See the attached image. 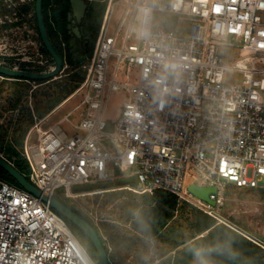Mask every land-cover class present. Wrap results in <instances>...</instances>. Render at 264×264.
<instances>
[{"label": "built area", "instance_id": "2783aa9c", "mask_svg": "<svg viewBox=\"0 0 264 264\" xmlns=\"http://www.w3.org/2000/svg\"><path fill=\"white\" fill-rule=\"evenodd\" d=\"M105 4L92 54L81 65L83 79L72 95L81 97L75 107L79 120L72 124L64 117L78 133L68 135L54 124L46 130L37 128L31 142L36 125L31 126L21 151L28 165L25 177L42 194L64 199L161 189L216 224L229 226L219 216L227 186L264 188V0H151V5L146 0H105ZM154 11L169 14L170 22L152 28ZM113 13L116 27L109 34ZM180 17L190 19L186 34L176 30ZM56 33L66 63L67 45ZM30 44L36 47L35 54L30 51V61L22 59L30 67L10 66L11 53H0V65L50 70V59L40 52L41 42ZM235 48L241 52L229 60V50ZM111 56L114 64L108 74ZM121 65L126 78L122 83L115 81ZM227 71L240 73L241 83H225ZM121 89L126 100L117 120L109 122L104 118L109 94ZM104 138L113 140L119 150L107 149ZM130 177L138 183L73 190ZM190 185L214 187L208 196L214 204L193 195ZM78 204L102 238L98 226L102 219L84 203ZM0 264L95 262L48 202L0 177Z\"/></svg>", "mask_w": 264, "mask_h": 264}, {"label": "rangeland", "instance_id": "374dc122", "mask_svg": "<svg viewBox=\"0 0 264 264\" xmlns=\"http://www.w3.org/2000/svg\"><path fill=\"white\" fill-rule=\"evenodd\" d=\"M33 2L34 0H0V6H5L6 10L9 11V13L0 16V53L14 55L7 61L10 66L30 67V63L23 62L22 59L29 57L30 61V51L35 54L36 47L30 44V42L37 44L39 41L35 30L36 21L33 17ZM23 4L28 9L25 8L26 13H20V6ZM102 4V2L93 4L95 11L92 12L90 17H87L89 11L87 10L82 24L84 28L82 30L91 35V39L89 38L90 44L84 50L85 60L82 62L83 64L87 63L90 57V49L93 51L95 41L94 43L92 41V30L96 28L102 19L106 7L105 4L100 16ZM146 4L151 5V0H146ZM170 20L171 16L169 14L154 11L151 26L152 28H158L169 23ZM189 22L188 17L178 18L176 30L181 34H186ZM7 23L15 24L8 26ZM108 26L109 34H113L116 27L114 13ZM124 27L117 37L116 48L120 45ZM132 42L133 40L130 38L128 43ZM40 52L43 57L49 59L42 52V49ZM240 52L241 50L237 48L229 50V60L236 58ZM1 58L2 56H0ZM48 64H50L49 61ZM113 64L114 57L111 56L108 62V74L111 72ZM50 66H53L52 62ZM83 71L82 67H72L66 61L62 64V71L59 76L52 79L55 81L50 80L42 83L32 81L25 84V82H15V79H9L12 81L3 83V95L0 97V155L2 157L11 162H15L17 158H23L21 151L26 133L30 127H27L21 142L19 140V143H17L14 138L19 136L18 128L25 125L27 116L24 107L28 106L30 108L32 116L33 112L36 114L38 108L43 111L47 110L51 104V99L54 97L52 93L59 88L57 83L71 80L73 76H76V73L80 74ZM2 79H4V76L0 77V83L5 81ZM241 79V74L234 71H227L224 75L225 83L240 84ZM130 80L132 79L130 78ZM115 81L120 83L126 81L124 65L120 66ZM24 84L28 86V95L22 98L17 109L11 110L7 104L8 99L5 93H13V91L25 86ZM73 91L45 116L41 118L33 117L32 127L34 124L36 127L30 132L31 142L35 141L38 135L37 128L46 130L54 124H58L60 129L68 135L78 133L77 130L71 127L70 123L76 124L79 120V109H75V107L81 97L78 94L72 96ZM126 97L127 94L123 89L110 92L104 116L105 120L109 122L117 120ZM65 116H67L70 123L64 120ZM4 132L7 134L5 135ZM4 135L5 137H2ZM102 142L110 151L119 150L116 143L111 139L104 138ZM0 173H2L1 170ZM261 185L264 186V181ZM226 191V202L219 212V216L229 226L264 246V188L239 189L229 184ZM64 202L67 206H72L78 211L80 210L77 203H84L92 213H96L102 219L98 226L102 234L101 239L106 246L107 256L112 264H200V259L211 264L207 260V256L203 254V247L197 245V239L201 235L193 233L194 207L185 202L178 201L174 209L164 208L160 204L151 201L149 196H143V194L129 190H122L114 195L103 193L64 199ZM116 228L118 237H108V234ZM78 239L88 250L89 244L86 239L81 235ZM89 247L91 246L89 245ZM107 247L108 249L111 247L113 252L108 250ZM197 251L201 253L199 259L196 256Z\"/></svg>", "mask_w": 264, "mask_h": 264}, {"label": "trees", "instance_id": "16d2710c", "mask_svg": "<svg viewBox=\"0 0 264 264\" xmlns=\"http://www.w3.org/2000/svg\"><path fill=\"white\" fill-rule=\"evenodd\" d=\"M89 3L88 6V14L87 17H90L92 12L95 11V6L93 4L102 2V6L100 8L101 14L104 9L105 5V0H86ZM19 8V7H18ZM21 12L20 13H26V7L23 5L20 6ZM26 8V9H25ZM42 8H43V14L46 22V26L48 29L49 36L58 50L59 54L61 57H63L62 49L58 43L57 39V33L60 32L62 38L66 42V61L70 64L72 67H78L81 68V65L83 64L82 62L85 60L84 53H80L78 51H72L71 47H69L68 43L70 40V35L67 31L66 28V19H67V13L69 11V0H43L42 2ZM24 9V10H23ZM33 17L35 19V14H34V2H33ZM28 10V9H27ZM6 13H9L8 10H6L5 6H0V16L5 15ZM36 21V19H35ZM50 22H53L54 28H52V25ZM15 23H7L8 26H13ZM36 33L38 35L37 31V26L35 27ZM93 31V43L96 38L97 32H98V25L96 26ZM39 39V35H38ZM40 41V39H39ZM41 42V41H40ZM41 49L42 52L50 59V61L53 63L52 59L50 58L49 54L43 47L41 43ZM91 51L89 56H91ZM84 76V71L83 73L81 72L80 74L76 73V76H73V79L71 80H66L64 83H57V86L59 87L57 91L52 93V96H54L51 99V104L49 105V108L45 111L40 110L39 108L36 110V114H34L33 110V116L31 114L30 108L28 106H25V111H26V120H25V125L20 126L22 128H18L19 130V136L17 138H14V141L19 143L22 141V138L27 130V127H31L32 124L34 123L33 117L35 116L36 118H41L45 116L50 110L53 109L56 105H58L66 96H68L72 91L77 87L78 83L83 79ZM0 77H2L0 75ZM76 77V78H75ZM10 78L4 77L5 81H1L0 83V97L3 95V83H6V81H12L9 80ZM15 82H25L30 83L33 80H22V79H15ZM50 80H39L37 81L38 83L46 82ZM55 81V80H52ZM10 83V82H8ZM24 84V85H25ZM27 85L22 86L21 89H18L16 91H13V93H5L7 94V99L8 102L7 104L10 106L11 110L17 109L21 102L22 98L26 97L28 95V90H27ZM1 99V98H0ZM6 129V128H5ZM8 131V130H7ZM6 131V132H7ZM6 132L5 135L7 134ZM2 136V137H5ZM14 167L22 173L24 176L27 177V172H28V165L27 162L24 158H17L15 162H12ZM2 173H0V177H3L4 179L8 180L9 182L19 186L16 181L11 178L2 168H0ZM134 186V184H132ZM249 189H256V188H249ZM122 190L119 191H114L113 193H108V195H114L116 192H121ZM227 192V191H226ZM143 196H149L151 201H154L164 208H169V209H174L175 206L178 203L177 197L167 191L161 190V189H156L154 190L151 194L148 193H143ZM57 199H59L61 202H64L63 197L56 196ZM67 205V204H66ZM75 213H77L80 217L85 219V216L75 209L72 206H69ZM195 211V219H194V224H193V233L195 235H201L197 239V245L203 247V254L207 256V260L211 264H264V247H261L257 243L253 242L237 230L222 224L218 223L216 224L215 219L212 217L206 215L202 211L197 210L194 208ZM65 219V218H64ZM65 221L68 223L70 229L79 237L80 235L83 236L87 243L91 246L89 247L88 245V252L93 258L95 264H99V259L97 256L96 251L92 247L90 241L87 239V237L83 234L82 231H80L77 227H75L73 224H71L67 219ZM95 229V228H94ZM96 230V229H95ZM97 232V230H96ZM118 230H113L112 233L108 234V237H118ZM100 240L101 236L99 232H97ZM103 242V241H102ZM107 252V251H106ZM109 260V258H108Z\"/></svg>", "mask_w": 264, "mask_h": 264}, {"label": "water", "instance_id": "95a60500", "mask_svg": "<svg viewBox=\"0 0 264 264\" xmlns=\"http://www.w3.org/2000/svg\"><path fill=\"white\" fill-rule=\"evenodd\" d=\"M43 0H34V14L36 19V26L39 35V39L49 54L50 58L53 61V66L50 70L44 72H34L27 71L21 69H13L0 65V75L10 79H22V80H52L59 76L62 71V57L59 54L58 50L54 46L46 26L43 8H42ZM88 9V3L86 0H69V12L67 13V21H70L71 17L73 18L72 23L79 24L81 20L84 18L85 13ZM68 29V33H70V25L66 27ZM73 37L69 40V47H71L72 51L78 50L77 40L81 38V32L79 27L76 25L72 28ZM80 50V48H79ZM0 168H2L11 178H13L16 183L23 189L29 191L33 195L40 197L43 201L48 202L50 207L55 210L59 215L63 218L67 219L71 224L77 227L90 241L92 247L97 253L99 264H109L108 256L102 241L97 235L93 226L88 223L85 219L80 217L77 213H75L69 206L65 203L61 202L56 197L44 195L38 190L34 185H32L28 179L20 173L13 164L8 162L6 159L0 156ZM138 180L136 177L130 178H121L108 182L102 183H92L81 186H74V191H87L94 190L98 188H109V187H117L126 184H134L136 185ZM188 190L195 196L201 198L202 200L208 202L213 205L214 202L209 199V194L215 192L214 187H197L194 185H190Z\"/></svg>", "mask_w": 264, "mask_h": 264}, {"label": "flooded vegetation", "instance_id": "af4514ba", "mask_svg": "<svg viewBox=\"0 0 264 264\" xmlns=\"http://www.w3.org/2000/svg\"><path fill=\"white\" fill-rule=\"evenodd\" d=\"M88 6H89V3H88ZM85 15H86V13H85ZM84 18H85V16H84ZM84 18L81 20V22L79 24L72 23V20H73L72 17H71L70 21H67V19H66V27L68 25H70V33H69L70 38L74 36L73 33H72V28L73 27H75L77 25L79 27V29H80L81 38L77 40V44H78V47L80 48V50H79V48H78V50H76V51H78L80 53H84V50L86 49V47L88 46V44H90L89 42H90V39H91L90 33H87L86 31L84 32V30H82V29H84L83 28V25H82L83 24V21H84ZM67 31H68V29H67ZM109 250L110 251L112 250L111 252H113V249L111 247H110ZM109 264H112L111 261H110V259H109Z\"/></svg>", "mask_w": 264, "mask_h": 264}, {"label": "clouds", "instance_id": "9594fccd", "mask_svg": "<svg viewBox=\"0 0 264 264\" xmlns=\"http://www.w3.org/2000/svg\"><path fill=\"white\" fill-rule=\"evenodd\" d=\"M196 256L199 259L201 257V253L197 251ZM200 264H208V262L206 260L200 259Z\"/></svg>", "mask_w": 264, "mask_h": 264}, {"label": "crops", "instance_id": "0c3cea01", "mask_svg": "<svg viewBox=\"0 0 264 264\" xmlns=\"http://www.w3.org/2000/svg\"><path fill=\"white\" fill-rule=\"evenodd\" d=\"M100 23H101V21L98 23V29H99ZM51 25H52V24H51ZM52 28H54V26H53V25H52Z\"/></svg>", "mask_w": 264, "mask_h": 264}]
</instances>
